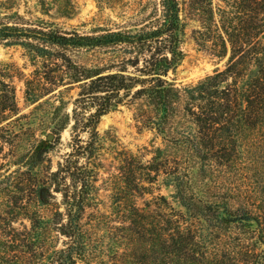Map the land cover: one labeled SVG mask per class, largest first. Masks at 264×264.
I'll list each match as a JSON object with an SVG mask.
<instances>
[{
	"label": "trees",
	"instance_id": "1",
	"mask_svg": "<svg viewBox=\"0 0 264 264\" xmlns=\"http://www.w3.org/2000/svg\"><path fill=\"white\" fill-rule=\"evenodd\" d=\"M160 7L155 25L134 31L0 25V43L22 48L33 68L23 81L33 107L22 114L0 73V264L85 258L82 220L102 168L97 126L125 104L161 140L144 163L119 159L113 176L129 264H264V0H206V41L228 59L182 87L168 80L183 60L179 4ZM95 49L113 56L90 67L69 56ZM75 86L68 112L63 94ZM68 127L70 153L53 170L45 139ZM157 182L167 195H154ZM58 237L61 249L51 246Z\"/></svg>",
	"mask_w": 264,
	"mask_h": 264
},
{
	"label": "rangeland",
	"instance_id": "2",
	"mask_svg": "<svg viewBox=\"0 0 264 264\" xmlns=\"http://www.w3.org/2000/svg\"><path fill=\"white\" fill-rule=\"evenodd\" d=\"M179 16L183 24L181 50L183 60L174 72H169L168 80L177 87L195 84L216 70H222L228 59L218 58L207 42L209 27H202L205 21L206 0H177ZM213 5L216 0H212ZM160 0H0V25L38 27L54 24L63 31H76L79 34H91L97 30H138L141 27L155 25L160 16ZM202 25V26H201ZM25 51L18 46H6L0 43V73L9 79L15 88V98L20 113H28L32 106L24 102V79L33 70L25 56ZM72 61L79 67L99 65L113 56L107 49L78 50L69 52ZM78 89L73 87L63 94L68 102L76 97ZM129 104L119 106L100 119L97 126L101 138L97 200L84 213L82 223L86 231L88 249L85 258L78 264H129L127 249L128 239L121 229L120 216L112 205L115 188L114 175L117 174L119 159L132 154L143 163L148 161L161 140L153 131L144 127ZM47 140V139H45ZM50 144L51 167L70 153L71 132L68 127L59 138H52ZM5 160L0 155V165ZM160 180V179H159ZM160 182L150 186L154 195H167L168 190L159 187ZM149 195L138 199L141 206ZM17 226V225H16ZM64 238L54 239L51 246L61 249ZM53 249V248H52ZM49 257L51 251L48 250ZM47 254V253H46ZM127 255V256H126ZM58 260L59 255L51 256ZM32 260L36 256L31 257ZM30 261V259H29Z\"/></svg>",
	"mask_w": 264,
	"mask_h": 264
},
{
	"label": "water",
	"instance_id": "3",
	"mask_svg": "<svg viewBox=\"0 0 264 264\" xmlns=\"http://www.w3.org/2000/svg\"><path fill=\"white\" fill-rule=\"evenodd\" d=\"M47 140H48V141H51V140H52V135L49 134V135L47 136Z\"/></svg>",
	"mask_w": 264,
	"mask_h": 264
}]
</instances>
